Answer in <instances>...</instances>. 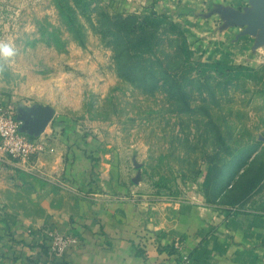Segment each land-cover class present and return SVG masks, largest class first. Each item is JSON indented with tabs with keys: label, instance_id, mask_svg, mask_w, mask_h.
I'll use <instances>...</instances> for the list:
<instances>
[{
	"label": "rangeland",
	"instance_id": "374dc122",
	"mask_svg": "<svg viewBox=\"0 0 264 264\" xmlns=\"http://www.w3.org/2000/svg\"><path fill=\"white\" fill-rule=\"evenodd\" d=\"M164 4L0 0V40L17 49L0 73V107H11L18 117L22 110L53 109L46 126L54 130L34 135L41 147L35 169L19 168L0 150L7 159L0 173L21 187L10 190L11 208L38 212L29 203L34 185L24 177L46 182L48 170L55 174L62 157L75 159L77 153L112 163L117 184L141 196L199 190L207 203L232 207L259 193L264 175L260 74L245 69L220 74L188 64L176 79H160L149 88L119 75L112 41L100 27L102 15L165 13ZM170 39L163 34L159 49L173 56L177 43Z\"/></svg>",
	"mask_w": 264,
	"mask_h": 264
},
{
	"label": "crops",
	"instance_id": "0c3cea01",
	"mask_svg": "<svg viewBox=\"0 0 264 264\" xmlns=\"http://www.w3.org/2000/svg\"><path fill=\"white\" fill-rule=\"evenodd\" d=\"M163 1L192 55L264 81V0ZM39 159L16 166L32 171ZM5 161L0 155L1 170ZM113 167L77 153L62 157L55 174L48 170L46 182L24 177L34 185L29 203L38 212L10 207V190L21 187L0 173V264H44L47 229L76 241L52 264H264V175L253 199L225 207L207 203L199 190L161 197L127 192Z\"/></svg>",
	"mask_w": 264,
	"mask_h": 264
},
{
	"label": "trees",
	"instance_id": "16d2710c",
	"mask_svg": "<svg viewBox=\"0 0 264 264\" xmlns=\"http://www.w3.org/2000/svg\"><path fill=\"white\" fill-rule=\"evenodd\" d=\"M102 16L100 27L112 41L118 73L131 84L145 88L156 86L160 79H176L181 67H202L220 74H224V71H242L241 67L194 60L185 33L165 13L151 10L149 13H104ZM163 34H170V42L177 43L173 56L159 49ZM207 183L205 178V186Z\"/></svg>",
	"mask_w": 264,
	"mask_h": 264
},
{
	"label": "built area",
	"instance_id": "2783aa9c",
	"mask_svg": "<svg viewBox=\"0 0 264 264\" xmlns=\"http://www.w3.org/2000/svg\"><path fill=\"white\" fill-rule=\"evenodd\" d=\"M23 122L13 112L11 107H0V150L2 153L20 162H29L40 153L41 147L36 136L22 130ZM48 245L46 247L47 261L63 256L75 243V239L67 234H61L53 229L46 230ZM180 249V241L174 243Z\"/></svg>",
	"mask_w": 264,
	"mask_h": 264
},
{
	"label": "water",
	"instance_id": "95a60500",
	"mask_svg": "<svg viewBox=\"0 0 264 264\" xmlns=\"http://www.w3.org/2000/svg\"><path fill=\"white\" fill-rule=\"evenodd\" d=\"M52 117L53 109L39 107L35 110H22V115L19 119L23 122L22 130L32 135H38L44 131Z\"/></svg>",
	"mask_w": 264,
	"mask_h": 264
},
{
	"label": "clouds",
	"instance_id": "9594fccd",
	"mask_svg": "<svg viewBox=\"0 0 264 264\" xmlns=\"http://www.w3.org/2000/svg\"><path fill=\"white\" fill-rule=\"evenodd\" d=\"M17 49L12 43L0 40V73H3L8 64L16 57Z\"/></svg>",
	"mask_w": 264,
	"mask_h": 264
}]
</instances>
